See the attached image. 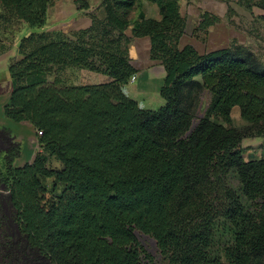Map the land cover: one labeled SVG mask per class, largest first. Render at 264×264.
Returning <instances> with one entry per match:
<instances>
[{
	"label": "trees",
	"instance_id": "1",
	"mask_svg": "<svg viewBox=\"0 0 264 264\" xmlns=\"http://www.w3.org/2000/svg\"><path fill=\"white\" fill-rule=\"evenodd\" d=\"M140 1L155 4L160 20H134ZM51 2L0 0V22L41 28ZM100 7L102 19L92 16L88 29L22 38L8 67L4 115L41 136L30 163L12 166L15 147L0 169L12 210L0 217L7 220L0 264H264V158L245 160L241 146L264 139V64L236 43L205 54L178 48L185 27L178 0H100ZM216 22L203 15L199 29ZM144 37L164 69L156 110L122 92L136 73L128 46ZM66 68L105 80L67 86L56 75ZM205 92L210 102L198 118ZM234 108L242 128L232 125ZM218 226L230 244L217 252Z\"/></svg>",
	"mask_w": 264,
	"mask_h": 264
},
{
	"label": "crops",
	"instance_id": "2",
	"mask_svg": "<svg viewBox=\"0 0 264 264\" xmlns=\"http://www.w3.org/2000/svg\"><path fill=\"white\" fill-rule=\"evenodd\" d=\"M178 7L179 14L185 23L178 48L191 46L199 54L226 48L230 45L228 42L231 39L237 40L234 43L243 45L240 34H237L239 35L238 38L234 36L236 32L227 23L225 25L219 24L221 21L223 23L226 18H229V21L234 24H238V19L244 22H264V7L259 5L258 0H178ZM139 14H143L145 18L160 20L157 6L149 2L140 1L137 4L133 19L136 20ZM203 15L217 18L219 22L213 23L206 30H200L199 25ZM92 16L102 19L103 12L100 7V0H52L43 27L30 28L25 23L17 22L12 30L7 29L0 33V167L3 166L5 156L12 148L18 147L19 149V155L13 159L12 163V166L16 168L30 163L39 152L34 127L27 122L16 123L4 115V107L9 103L13 90L8 67L12 62L19 59L18 44L20 40L34 33H62L70 36L80 30L88 29L91 25ZM219 26L222 29H219ZM125 34L130 37L131 29L129 28ZM128 53L129 58H133L132 61L130 60L131 65L139 68L146 66L152 68H150L149 73H144L145 75H134L136 80L134 83L124 86L125 93L132 95L135 86L142 90L138 94L144 93L143 98L138 97V102L143 104L144 100V105H147L148 108L151 105H156V108L161 107L164 101L159 96L157 88L159 84L162 85L163 83L164 69L158 62L150 61L149 38H134L129 44ZM144 60L147 61V64ZM152 73L157 75L153 77L151 76ZM154 80L158 83L154 86L156 91L151 89L150 85H153ZM147 88L152 90L151 94H146ZM150 109L154 110L155 108ZM246 141H249V144ZM250 141L258 144L262 143L264 139H244L241 143L242 148L251 146Z\"/></svg>",
	"mask_w": 264,
	"mask_h": 264
},
{
	"label": "rangeland",
	"instance_id": "3",
	"mask_svg": "<svg viewBox=\"0 0 264 264\" xmlns=\"http://www.w3.org/2000/svg\"><path fill=\"white\" fill-rule=\"evenodd\" d=\"M79 3H82V2L79 1ZM225 23H227L229 25V27H231L236 32V35H234V36L239 38V35H237V34H240V36H241L240 39L242 41L241 44L248 47L255 54V56L258 58V60L262 64H264V22H259V21L258 22L257 21L244 22L243 20L238 19V24H234V23H231L229 21V18H226L225 21H223V23L221 21V23H219V24L225 25ZM14 26H15V24H12L11 26L10 25L5 26V24H2L0 22V33L4 32L7 29L12 30V27H14ZM218 28L222 29L221 26H219ZM234 42H237V40L231 39L230 42H228V45L232 44ZM128 58H129V53H128ZM149 58H150V56H149ZM131 59H133V58L131 57ZM131 59L129 58V61ZM150 61H152V60L150 59ZM144 62L147 64L146 60H144ZM154 62H157V61H154ZM132 67L136 70V73L134 75H140V74L143 75L144 73H147V72L149 73L150 68H152V67L149 68L148 66L139 68V67H136L135 65H133ZM56 75L58 76V78L60 79L62 84L67 85V86L96 85V84L103 83L105 80L102 75L90 72L86 69L66 68V69H61V70L57 71ZM154 75H157V74H153V73L151 74V76L155 77ZM135 80H136V78H135ZM135 80L131 82V80L129 79L125 85L130 84V83H134ZM150 85H151V89H153V90L155 89V91H156V88L154 86L158 85V83L154 80L153 85L152 84H150ZM124 86L122 87L123 94L126 97L134 100L140 109H143V110H151L150 108H155L154 110L158 109V108H156V105H151L150 108H148L147 105H144V100H143V104L141 102L137 101V100H139L138 99L139 96H140L139 98H143V95H144V93L138 94V92L140 93V91H142L140 88H136L133 85L134 86L133 87V94L128 95L125 93ZM160 87H161V84H159V87L157 89L159 90ZM151 89H149V88L146 89L147 95H148V93L149 94L152 93ZM209 102H210V96L207 92H205L201 96L200 108H199V112L197 114L198 118L205 111ZM139 103H141V104H139ZM231 121H232V125L234 127H237V128H242V126L245 124V122L239 117L238 108L233 109L232 114H231ZM246 142L249 144V141H246ZM250 142H251V146H246L244 148L246 150L245 160H258V159L264 158V146H263L264 141H262V143L260 142L258 144H254L253 141H250ZM0 169H2V168L0 167ZM229 185L233 189L238 188L237 181L234 178L230 179ZM7 196H8L7 188H6L5 184H3L0 181V217H2V218L3 217L4 218L5 217L11 218V214H12V212H11L12 210L10 209L9 205L7 204ZM6 223H7L6 219L1 221V218H0V226H2L3 229H5L4 225ZM8 224L10 225V227H9L10 231L15 232L13 225L11 224L10 220H9ZM0 229H1V227H0ZM140 243L142 244V246L144 247L146 252L154 258L155 263L161 262V258L158 256L155 245H152L148 239H146V240L141 239ZM225 244H230V238H229L228 232H226L225 230H223L221 227L218 226V228L216 230V234H215V246H214L213 250L218 252L219 248H221Z\"/></svg>",
	"mask_w": 264,
	"mask_h": 264
},
{
	"label": "water",
	"instance_id": "4",
	"mask_svg": "<svg viewBox=\"0 0 264 264\" xmlns=\"http://www.w3.org/2000/svg\"><path fill=\"white\" fill-rule=\"evenodd\" d=\"M203 117V114H201L200 116H199V118H202ZM196 126V123H194L193 125H192V129L194 128ZM142 239H144V240H146V239H148V237H146V236H142ZM149 241H150V243L152 244V245H154V241L152 240V239H148Z\"/></svg>",
	"mask_w": 264,
	"mask_h": 264
},
{
	"label": "built area",
	"instance_id": "5",
	"mask_svg": "<svg viewBox=\"0 0 264 264\" xmlns=\"http://www.w3.org/2000/svg\"><path fill=\"white\" fill-rule=\"evenodd\" d=\"M130 80H131V82L132 81H134L135 80V76H132L131 78H130ZM39 137V136H41V132H37V135H36V137Z\"/></svg>",
	"mask_w": 264,
	"mask_h": 264
}]
</instances>
